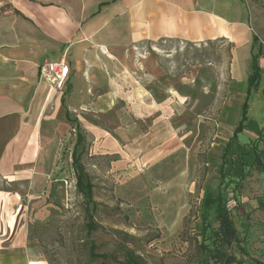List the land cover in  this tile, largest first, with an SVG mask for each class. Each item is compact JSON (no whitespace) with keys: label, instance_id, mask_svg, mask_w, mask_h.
I'll return each instance as SVG.
<instances>
[{"label":"rangeland","instance_id":"obj_1","mask_svg":"<svg viewBox=\"0 0 264 264\" xmlns=\"http://www.w3.org/2000/svg\"><path fill=\"white\" fill-rule=\"evenodd\" d=\"M212 3L230 20L241 18L246 42L161 39L130 47L137 70L126 73L136 85L131 105H120L125 140L95 137L83 126L84 118L113 126L114 112L67 113L52 165L10 187L20 195L11 203L17 220L9 237L23 235L29 264H264V0ZM254 55L260 78L248 95ZM247 97L246 128L227 146ZM75 148L93 202L77 189ZM219 191L234 201L230 215L248 254L220 238L216 208L205 206Z\"/></svg>","mask_w":264,"mask_h":264},{"label":"crops","instance_id":"obj_2","mask_svg":"<svg viewBox=\"0 0 264 264\" xmlns=\"http://www.w3.org/2000/svg\"><path fill=\"white\" fill-rule=\"evenodd\" d=\"M212 1L0 0V264L33 262L23 235L15 242L9 237L17 220L11 203L20 195L10 187L52 165L67 113L114 112L113 126L87 118L83 126L92 136L125 140L120 105H131L127 95L136 85L126 73L137 70L130 47L161 39L247 41L241 18L230 20ZM62 58L71 74L57 92L40 65Z\"/></svg>","mask_w":264,"mask_h":264},{"label":"trees","instance_id":"obj_3","mask_svg":"<svg viewBox=\"0 0 264 264\" xmlns=\"http://www.w3.org/2000/svg\"><path fill=\"white\" fill-rule=\"evenodd\" d=\"M258 41V38L254 36L253 38V44H255ZM253 72L254 75L248 79V95L251 93V90L256 84L260 78V69L261 67L258 65V61L255 57L253 56ZM248 97L243 103V108H242V116L240 119V122L234 132V135L231 137L229 140L227 146L230 145L231 141L234 140L237 135L242 132L246 128V122L248 119V109H249V103H248ZM84 140L82 136H78L77 142H76V147ZM73 164L74 168L76 170V179H77V189L78 191L84 195L86 200L88 202H93V183L91 180V177L89 173L86 171L85 166L81 162L80 155L77 153V150L75 148L73 154ZM224 167V166H222ZM205 206L211 207L215 206L216 208V215L219 220V236L220 238L227 242V243H232L235 242L241 251L245 254H248V251L244 246L241 245L240 242V236L239 232L236 228V225L231 218L230 211L227 208V201L222 193V191H219L215 196L208 194L205 199H204ZM93 228V227H92ZM92 254L95 257H103V254L95 253V251H92ZM101 264H107L105 260L101 262ZM133 264H136L135 262Z\"/></svg>","mask_w":264,"mask_h":264},{"label":"built area","instance_id":"obj_4","mask_svg":"<svg viewBox=\"0 0 264 264\" xmlns=\"http://www.w3.org/2000/svg\"><path fill=\"white\" fill-rule=\"evenodd\" d=\"M40 73L57 92H61L70 79L71 67L64 58L58 61L46 60L40 65ZM232 201L227 203L228 209L233 206Z\"/></svg>","mask_w":264,"mask_h":264},{"label":"bare ground","instance_id":"obj_5","mask_svg":"<svg viewBox=\"0 0 264 264\" xmlns=\"http://www.w3.org/2000/svg\"><path fill=\"white\" fill-rule=\"evenodd\" d=\"M174 93H176L175 91H174ZM182 98V97H181Z\"/></svg>","mask_w":264,"mask_h":264}]
</instances>
